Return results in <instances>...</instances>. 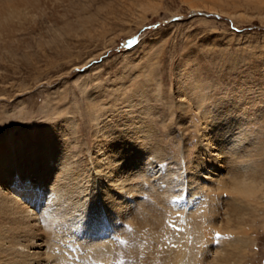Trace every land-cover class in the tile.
Instances as JSON below:
<instances>
[{
    "label": "rangeland",
    "instance_id": "rangeland-1",
    "mask_svg": "<svg viewBox=\"0 0 264 264\" xmlns=\"http://www.w3.org/2000/svg\"><path fill=\"white\" fill-rule=\"evenodd\" d=\"M52 2L42 7L32 28L0 40V139L37 142L44 130H53L80 158L84 178L92 177L89 183L80 181L85 189L89 185V196L94 187L89 156L97 141L110 137L144 151L148 167L153 162L160 172L170 168L177 182L169 190L154 178L145 183L136 176L137 189L143 185L148 191V209L170 215L156 231L157 240L160 220L148 218V240L141 241L145 257L153 264L189 263L195 256L245 257L242 264H264V0ZM229 138L242 139V157ZM205 142L220 156L214 166L220 178L231 183L234 175L241 177L242 162L256 168L249 176L254 175L259 192L244 195L246 210L237 223L235 214H227L239 207L230 200L234 194L216 192L218 181L209 184V192L192 181L193 162ZM169 195L166 204L162 200ZM172 195H185L201 207L182 209ZM172 224L190 233L196 247H189L188 257L182 252L187 240ZM203 228L212 239L202 248ZM230 228L244 232L248 241L227 242L223 234Z\"/></svg>",
    "mask_w": 264,
    "mask_h": 264
},
{
    "label": "bare ground",
    "instance_id": "bare-ground-1",
    "mask_svg": "<svg viewBox=\"0 0 264 264\" xmlns=\"http://www.w3.org/2000/svg\"><path fill=\"white\" fill-rule=\"evenodd\" d=\"M51 2L52 0H0V40L7 37L14 38L18 32L32 28L41 14L42 7L51 6ZM54 4L56 5V3ZM243 122L245 123V120ZM227 132L229 131L227 130ZM42 134L43 139L37 142L30 138L29 142L25 143L22 137L0 139V264H153L154 261L151 257L144 256L141 244L143 236L148 240V218L160 220L159 223L156 221L158 227L155 231L153 230L157 240L156 231L162 229V222L166 220L169 214L163 210L148 209L146 186L142 185L141 189L138 190L134 181L136 176H140L143 182L148 183L149 176L154 178L157 183L164 184L167 189L173 190L174 184L177 182L172 178L170 168L166 170L164 168L165 171L160 172L158 168H155L156 165L153 162L148 167L147 155L144 151H137L138 149L135 150L136 148L134 149L127 144L119 145L120 143H116L109 136L104 141L98 139L100 142H96V151H92L94 153L89 151L92 168L90 170L94 176L92 196H89L88 190L91 191L89 185H85V189L80 181L83 179L89 183L92 177L84 178L82 175L79 165L80 158L64 142L59 141L56 136L57 133L55 134L53 130L46 129ZM217 137L215 138L217 139ZM240 139H231L228 144L239 150ZM220 144L223 143L220 142ZM226 147L228 148V145ZM244 148L246 149V145ZM211 149L214 147L209 149L206 142L204 145H200L199 153L197 152L199 156L192 166L194 171L192 181L197 182L200 188H208V192L212 190L209 184L215 182L217 185L216 182L218 181V185L213 188L216 192L225 189L234 194L237 198L234 196L236 199L230 200L234 205L238 203L239 207L230 208L229 212H226H228L227 214H235L237 223L238 219L242 217V212L246 210L243 205L244 195L250 198L259 192L254 186V181L251 180L254 175L249 176V172L251 170L256 171V168L251 165H244L242 162L240 168L244 171L243 174L240 173L242 174L241 177L234 175L230 183L217 174L214 166L217 165L220 156L216 157ZM164 152V150H159L158 155H164ZM243 154L240 149V157ZM222 158L224 159V157ZM231 160L230 164H232ZM152 184L154 185V183ZM152 191L154 190L152 189ZM137 193H142V195L135 197L134 195ZM155 193L157 192L155 191ZM164 194L165 190L162 192V196L159 195L164 198ZM143 195L145 198L142 197ZM146 197L147 200L145 201ZM172 197L187 201V206L175 203L176 206L185 210L195 207L191 212L198 210L199 205L197 206L193 199L185 195L179 197L172 195ZM169 198L171 195L162 201L166 203ZM230 200L227 199L228 202ZM169 213L172 214V212ZM210 214L211 212L208 216ZM172 215L176 218L174 214ZM183 218H186L185 215ZM229 222L230 219L227 220V224ZM217 224L220 225V222ZM171 226L172 230L177 232L176 235L187 240L186 252L180 250L188 257L189 247L195 246L194 242L191 243L188 239L190 233L186 232L188 234L185 235L186 233L182 231L179 225L172 224ZM203 230L204 237L199 242L203 245L202 248L207 245L211 238L208 234V228H203ZM223 236L229 243L230 239L233 243H246L248 241L245 233L241 230L234 232L230 228ZM72 248L74 249L72 250ZM188 255L190 257V254ZM156 257H160V255ZM195 257L189 263L185 260L179 264H242V260L245 258L207 257L205 259V257Z\"/></svg>",
    "mask_w": 264,
    "mask_h": 264
},
{
    "label": "snow or ice",
    "instance_id": "snow-or-ice-1",
    "mask_svg": "<svg viewBox=\"0 0 264 264\" xmlns=\"http://www.w3.org/2000/svg\"><path fill=\"white\" fill-rule=\"evenodd\" d=\"M217 235H219V234H217Z\"/></svg>",
    "mask_w": 264,
    "mask_h": 264
}]
</instances>
